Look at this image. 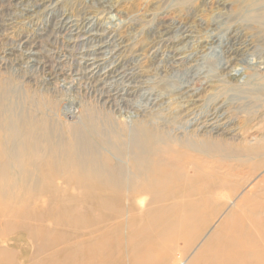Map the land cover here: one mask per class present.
I'll use <instances>...</instances> for the list:
<instances>
[{
    "label": "rangeland",
    "instance_id": "1",
    "mask_svg": "<svg viewBox=\"0 0 264 264\" xmlns=\"http://www.w3.org/2000/svg\"><path fill=\"white\" fill-rule=\"evenodd\" d=\"M232 29L247 46L236 82L222 72ZM212 116L224 117L222 132L202 126ZM145 123L161 142L138 151L135 128ZM76 141L99 166L123 167L121 188L74 186L75 171L51 156ZM162 142L188 154L180 184L220 180L190 225L203 227L199 240L171 264H188L230 211L225 233L247 234L264 264V0H0V264L46 262L45 235L72 247L99 229L117 245L107 264H131L140 241L132 243L129 217L153 210L150 194L132 189L136 154L140 169L181 165ZM196 165L205 177L190 184ZM232 194L246 204L227 207Z\"/></svg>",
    "mask_w": 264,
    "mask_h": 264
},
{
    "label": "bare ground",
    "instance_id": "2",
    "mask_svg": "<svg viewBox=\"0 0 264 264\" xmlns=\"http://www.w3.org/2000/svg\"><path fill=\"white\" fill-rule=\"evenodd\" d=\"M239 34L240 32L238 30L232 29L229 33V42L225 46L227 63L222 68V72L226 73L230 82L237 81L236 75L232 73V68L237 62V57L247 49V46L239 41ZM189 36L190 33L188 30L183 31L184 39ZM220 108L224 110L223 106H220ZM183 110L185 109L181 111L183 112ZM220 117L221 116H212L202 121L201 124L203 127L210 128V130H213L215 133L222 132L224 117ZM156 129L146 126V123L137 125L135 128V142H133L132 147L138 151L152 150L154 145L161 142L159 136L160 132L158 130L156 131ZM72 136L81 140L83 135L74 132ZM92 139L95 140L94 137ZM83 148L84 146H82L80 142H71L67 145L62 158H57V156L54 155L57 154V152L51 156L52 162L56 164V161H62L64 164L68 165L66 170L75 171L73 173L74 178L72 176L70 181L73 182L77 189H85L89 192L99 190L100 192L107 193L114 188H121L122 185H118L116 182H120L123 167L115 165L109 159H106L104 167H101L90 155V152ZM118 148L121 147L118 146ZM160 152L173 158V160L179 161L181 165H175V163L169 164V167H171L170 170L164 169L161 166H156L152 169L149 167L140 169L138 165H140L141 161L138 158L142 156V152L136 154L134 164V168L136 169L134 176L137 179L140 177L141 180L137 185L135 184L136 186L132 189L140 193L150 194L149 203L152 205L151 208L153 210L143 216V218H138L136 216L129 217L130 219L128 222L132 225L133 230L132 234H130L132 243H136L137 240L140 241L139 246L132 244V252L130 254L131 264H171L175 257L186 256L192 249L196 240H199L203 232L202 226L196 227L197 229L195 228L193 231L190 229L191 223L197 220L195 212L201 206L208 204L209 199L214 194H217L214 187L219 184L220 180H208L205 187L201 189L193 185H186L183 184V182L180 184L178 182L180 178H186L183 174L185 173L184 171L189 159L185 151H179L172 143L167 142L163 143ZM193 171L195 175L189 177L190 184L205 177V170L202 166L196 165V169ZM83 175L103 177L106 182L101 183L86 180ZM93 177L94 176H92V178ZM93 179L96 180V178ZM235 197L236 196L233 194L228 198L226 197L227 201L225 204L227 207L237 208L246 204V202L235 200ZM94 202L97 203L96 206L102 205L101 201L97 198L94 199ZM229 214L230 216H228L221 225V232L216 235L214 233L212 236L204 239L199 250L193 255L188 264L258 263V253L262 248L254 245L250 240H245L248 238L247 234L225 233L224 227L233 219L232 216H234L233 214L235 213L230 211ZM103 217L104 215L101 218ZM138 220H144L147 225L146 230H149L148 232L135 228V224L138 223ZM118 226L119 224L115 225L116 233L114 235L119 234ZM106 231L107 230L103 229L94 231L89 234L87 239H78L76 244L72 247H67V244L65 242L63 243L58 238L55 240V238L52 239V237L45 235L42 239V246L45 252H48L46 254L48 261H40L36 264H57V260H60L58 257L62 254L64 248H69L70 251L68 254H70V257L68 259L73 261L71 263V261L67 262L68 259H64L63 261H65L66 264H107L110 259L111 251L117 248V245L112 246L109 244L107 241V236L109 234ZM160 249L163 250L158 257L157 251Z\"/></svg>",
    "mask_w": 264,
    "mask_h": 264
}]
</instances>
